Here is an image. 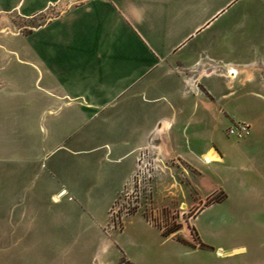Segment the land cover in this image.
I'll return each instance as SVG.
<instances>
[{"label": "crops", "instance_id": "1", "mask_svg": "<svg viewBox=\"0 0 264 264\" xmlns=\"http://www.w3.org/2000/svg\"><path fill=\"white\" fill-rule=\"evenodd\" d=\"M230 1L0 0V35L17 46L0 44V58H13L27 71L18 82L0 76V126L23 121L30 104L31 121L47 123L58 136L55 142L49 135L42 146L43 168L56 183L47 187L39 226L59 216L82 235L96 233L99 249H106L100 211L81 203L111 197L135 156L164 148L161 139L210 136L233 116L249 123L251 135L232 147L208 146L200 155L213 147L220 158L215 162L231 172L239 192L254 195L256 210L247 211L242 201L239 209L227 208L232 190L225 186L223 198L193 218L197 242H181L145 223L162 244L159 264H264V116L233 112L230 102L209 96L217 74L229 83L240 72L244 80L256 73L264 91V54L238 70L200 49H181ZM249 214L254 225L244 219ZM125 256L97 264H156Z\"/></svg>", "mask_w": 264, "mask_h": 264}, {"label": "rangeland", "instance_id": "2", "mask_svg": "<svg viewBox=\"0 0 264 264\" xmlns=\"http://www.w3.org/2000/svg\"><path fill=\"white\" fill-rule=\"evenodd\" d=\"M30 27L21 30L26 33ZM0 44L17 48L9 36L0 35ZM181 49H200L218 58L222 67L229 65L224 61L239 70L257 54H264V0H231L206 29ZM1 65L4 67L0 76L8 81L18 82L17 76L27 73L13 58H0ZM243 77L240 72L228 83L223 76L215 75L209 96L230 102L233 112L248 110L254 117L264 116L260 75L253 73L247 80ZM11 107L8 105V116L14 119ZM28 108L30 104L24 106L23 121L9 119L0 126V264H97L122 261L125 255L159 264L164 256L162 244L149 235L145 222L161 229L165 236L184 243L197 242L193 218L202 208L221 200L225 186L232 190L227 208L239 209L242 201L247 211L256 210L254 195L239 192L229 170L218 162L204 163L200 158L208 146L238 145L240 140L226 134L227 127L236 124L232 116L217 124L210 136L161 139L164 148L135 156L131 170L111 197L104 196L94 206L81 203L84 208L100 211L103 222L99 228L109 238L106 249H99L96 233L82 235L59 216L39 226L38 214L48 209L47 187L55 182L53 174L43 168L42 146L49 135L55 142L58 136L49 133L47 123L31 121L26 114ZM244 219L254 225L252 214Z\"/></svg>", "mask_w": 264, "mask_h": 264}, {"label": "built area", "instance_id": "3", "mask_svg": "<svg viewBox=\"0 0 264 264\" xmlns=\"http://www.w3.org/2000/svg\"><path fill=\"white\" fill-rule=\"evenodd\" d=\"M226 134L236 140H242L251 135V127L249 123L236 122V124L227 127Z\"/></svg>", "mask_w": 264, "mask_h": 264}, {"label": "bare ground", "instance_id": "4", "mask_svg": "<svg viewBox=\"0 0 264 264\" xmlns=\"http://www.w3.org/2000/svg\"><path fill=\"white\" fill-rule=\"evenodd\" d=\"M237 71V70H236ZM234 72L233 70H231L230 68L228 69V73ZM228 75V74H227ZM231 75V74H230ZM234 75V73H233ZM237 75V74H236ZM201 160L204 163H210V162H215V161H219L220 158L218 156V154L215 152V150L213 149V147H209L204 153H202L200 155ZM57 197H55L56 199Z\"/></svg>", "mask_w": 264, "mask_h": 264}]
</instances>
